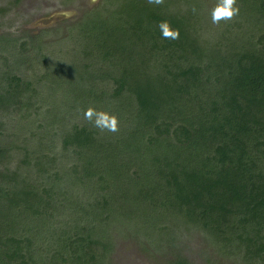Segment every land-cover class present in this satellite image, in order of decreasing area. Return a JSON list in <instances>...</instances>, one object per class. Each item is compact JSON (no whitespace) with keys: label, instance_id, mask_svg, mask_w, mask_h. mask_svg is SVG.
<instances>
[{"label":"trees","instance_id":"1","mask_svg":"<svg viewBox=\"0 0 264 264\" xmlns=\"http://www.w3.org/2000/svg\"><path fill=\"white\" fill-rule=\"evenodd\" d=\"M182 1L184 9L170 8L178 0H106L101 14L71 25L83 70L78 85L64 77L58 85L75 92L70 113H43L46 122L57 120L58 133H47L45 123L31 148L0 133V264H110L115 240L100 234L115 206L111 182L121 170L137 182L140 167L163 193L157 200L184 222L223 250L240 248L241 264H264V0H237L244 12L210 40ZM164 20L179 39L162 38ZM45 41L0 32V59L12 49L26 61L34 50L30 59L42 62L36 43ZM11 65L0 76V119L15 112L27 130L29 112L42 113L35 107L41 93ZM89 107L115 114L119 131L95 128L84 118ZM15 151L22 156L14 170ZM69 179L90 186L89 194L70 193ZM153 193L140 190L134 199ZM173 264L189 263L180 256Z\"/></svg>","mask_w":264,"mask_h":264},{"label":"rangeland","instance_id":"2","mask_svg":"<svg viewBox=\"0 0 264 264\" xmlns=\"http://www.w3.org/2000/svg\"><path fill=\"white\" fill-rule=\"evenodd\" d=\"M105 1L19 0L17 4H14L15 0H0V8L6 11L3 16L0 15L1 33L20 38V40L30 35H41L43 41L46 40L44 45H41L40 42L36 43V47H40V53L46 57L42 62L38 56L33 61L31 60L33 56H36L34 50L30 52L31 54L28 53L29 58L26 61L23 55L12 49H9V53L4 54V59H0L1 77H4L3 72L7 70L9 64H12L10 66L11 71L19 72L16 73L19 77L26 75L27 78L31 79L34 87H38L41 95L37 99L41 103L37 102L35 107L37 112H42L41 114H36L34 110L29 112V116L24 120V124L30 123V129L27 130L26 128L22 129L23 120H20L15 112L1 116V122H5V125L1 126L2 130H0L3 138L6 139L5 135L10 134L13 141L9 140V142H14L17 146L31 148V145L34 144L32 140L36 142L40 140L45 123H49L47 133L53 134L52 131L58 133L61 126L55 123L57 120L50 122L47 117L48 122H46V115L43 113L47 109L50 111L51 108L53 111L50 114H57V117L70 113L66 108L69 107L71 96L75 95V92L73 94L68 92L71 87L70 83L71 85H78L77 75L79 71L83 70L75 61L78 57L76 54L78 53V46L73 38L74 33L73 35L69 34L68 30L72 27L71 25L82 21L93 11L96 14H101L102 8L106 6ZM109 1H112L113 4H120L122 0ZM181 1L178 0L179 5L177 7L170 6V8H178L179 6V8H186ZM188 1V9L192 10L195 6L196 12L192 11L194 17H199V24L202 21L204 30L201 35L203 40H210L214 36L212 35L214 32L219 34L228 28L230 20L221 21L219 24L212 23L211 11L216 6L217 0ZM243 12L240 10L238 15ZM52 13L55 16L53 18L50 16ZM54 39L59 40V42L57 40L54 42ZM46 43L49 44L46 45ZM21 63H27L26 70L22 68L21 71ZM62 77L67 78L70 83H66L61 89L58 85L61 83ZM46 83L50 84V86H46L47 88H45ZM63 99L65 102L62 101ZM60 102L61 106H58ZM79 102L81 101L77 100V103ZM121 127L126 128L122 124ZM24 140L26 141L25 144ZM55 146H57L55 152L61 150L59 142ZM14 154L15 160L11 161L10 168L15 170L22 155L17 151ZM118 159V163L130 164L123 157L121 159L118 157ZM119 175L114 177L111 182L114 195L111 204L117 205V207H111L110 216L112 218L107 225H104L108 232L101 230L100 234L108 240L110 238L115 240L110 264H173L180 256L184 257L189 264H241V258L237 256L241 252L240 248L233 247V251L223 250L216 240L208 235L205 236L198 225L184 222L180 212H174L176 210L157 200L163 193L156 188V180L150 176L146 168L140 167V177L137 182L136 179H131L124 170H121ZM79 183V180L69 179L67 181V188L70 193L80 194L79 192L83 191L84 194H89L90 186L88 188ZM85 183L89 185L88 182ZM140 190L146 193L147 197L150 196V192H154L153 199L144 200L141 197L135 201L134 198L136 195H140ZM130 196L133 198V203L121 200ZM119 203L123 205L122 208H118ZM163 226H166V229H162ZM141 245L143 249L149 248L150 250L144 251Z\"/></svg>","mask_w":264,"mask_h":264},{"label":"clouds","instance_id":"3","mask_svg":"<svg viewBox=\"0 0 264 264\" xmlns=\"http://www.w3.org/2000/svg\"><path fill=\"white\" fill-rule=\"evenodd\" d=\"M150 5H163L164 0H147ZM192 11L195 13L196 8L193 6ZM237 0H217L216 6L211 11V20L213 24H219L221 21L232 20L239 14ZM158 28L161 31L164 39H179V30L173 29L170 23L166 20L159 22ZM84 118L101 132L116 133L119 131V118L112 113L104 110H97L89 107L84 112Z\"/></svg>","mask_w":264,"mask_h":264},{"label":"flooded vegetation","instance_id":"4","mask_svg":"<svg viewBox=\"0 0 264 264\" xmlns=\"http://www.w3.org/2000/svg\"><path fill=\"white\" fill-rule=\"evenodd\" d=\"M19 0H15V2H18ZM54 13H52L50 16H52L51 18H53V17H55L54 15H53Z\"/></svg>","mask_w":264,"mask_h":264}]
</instances>
